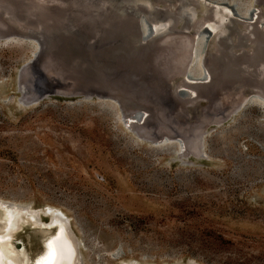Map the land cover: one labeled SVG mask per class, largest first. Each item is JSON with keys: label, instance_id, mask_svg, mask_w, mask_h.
<instances>
[{"label": "rangeland", "instance_id": "obj_1", "mask_svg": "<svg viewBox=\"0 0 264 264\" xmlns=\"http://www.w3.org/2000/svg\"><path fill=\"white\" fill-rule=\"evenodd\" d=\"M150 2L152 10L172 15L163 35H170L177 47L195 30V21L214 6L227 20L225 34L228 44L233 42L231 53L252 49L250 38L243 39L245 44L240 42L247 31L245 24L251 23L249 12L260 15L264 29L263 2ZM241 2L244 10L239 8ZM182 4L189 6L193 18L191 28L178 34L184 22L174 24L172 13ZM192 35L199 36L201 43L197 61L216 57L220 35H209L202 28ZM142 38H148L146 29ZM28 41L34 40L0 39V199L27 202L35 209L44 204L63 209L85 244L81 249L84 264L129 260L139 264L190 260L197 264H264V104L252 98L256 93L251 87L238 82L228 85L227 90L241 86L240 93L223 95L221 102L231 104L242 97V106L217 124L203 123L197 155L186 148L179 153L175 138L154 143L137 136L133 126L128 128L121 120L112 101L61 93L26 104L17 76L33 57ZM185 54L174 67L180 61L188 62L189 54ZM238 70L255 75L254 65H241ZM174 75L169 88L175 90L174 100L189 124L208 111V101L194 95L186 103L176 86L180 75ZM141 111L150 115L148 109ZM130 122L145 123L135 117ZM37 229L26 225L14 233L17 244L24 242L32 256L49 231Z\"/></svg>", "mask_w": 264, "mask_h": 264}, {"label": "water", "instance_id": "obj_2", "mask_svg": "<svg viewBox=\"0 0 264 264\" xmlns=\"http://www.w3.org/2000/svg\"><path fill=\"white\" fill-rule=\"evenodd\" d=\"M70 1L75 3L74 7L80 2ZM140 2L139 0H112V2L102 0L104 6L99 7V9L101 8L100 14H97L95 19H91L94 21L92 31L95 33V37L88 38L87 42L80 48H78L76 37L69 35L73 31L77 32L78 29L73 27L76 22L74 21L68 26L70 28L67 30L68 32L60 27L67 23L65 15L70 8L62 7L64 11H58L54 7H38L42 11H45L43 9H53V13L47 16L33 17L19 15L16 10L8 5L6 7L0 5V39L11 37L18 40L33 39L38 48L33 53V57L25 64L24 69L18 72V90L21 93L31 91L32 102H36L47 95H59L61 93H77L84 98L96 96L105 101H112L119 108L120 116L125 121V125L128 128L133 126L137 136L155 143H168L175 138L180 147L179 152H184V148L190 152L192 144L189 138L183 136L182 127L193 125L199 128L198 140L201 149L203 123L205 121L217 123L221 118H225L228 113L237 111L242 106L243 98L237 107L232 108L221 102L223 95H231V92L240 93L239 86L227 90L228 85L238 81L241 85L249 86L256 93L252 98H257L264 103V91L257 88L256 79L252 73L246 71L242 75L227 77L215 73L212 65L209 64L208 69L204 67L203 70V77L207 74L210 77V80L207 79L205 82L211 81L213 85L217 81L222 89V95H218L216 99L214 93L209 96L202 95L204 85L197 86L194 93L185 97L184 101L186 103L191 102L194 99V94L197 97L202 96L208 101V111L201 112L195 121L187 124L183 113L179 111L178 104L173 98L175 90L169 88L168 81L175 74L172 72L173 65L162 68L159 63L162 58L161 54L154 49L152 41L147 46L142 45L146 39H142L145 29L148 31L149 37L154 30L153 25L159 26L160 21L153 18V10L141 6L142 3ZM147 2L153 6L150 0ZM262 2L264 3V0H255V3ZM0 4H2L1 1ZM110 4L120 7L117 12L118 20H120L118 24L115 22L117 16L113 15L107 18L106 13H102ZM82 6L88 11L92 10V14L97 11H95V6ZM154 9L157 10L156 7ZM72 13L74 16L76 14L82 15L75 10L70 11V14ZM138 13H140L139 16ZM252 14L254 12H250V18ZM123 16H125L124 20ZM137 17H139L143 27L140 38L137 35V27H135ZM84 18L82 15L79 21H84ZM176 22H178L177 19H175L174 24ZM101 26L104 31L100 33ZM173 26L171 25L169 30L173 29ZM110 27L113 28L112 31L109 30ZM187 28L190 27L182 25L181 29L176 30V32L184 34ZM81 36L84 38L85 35L82 34ZM98 38L105 39V42L96 41ZM137 39H140L138 40L139 43ZM110 45L114 46L111 47ZM190 56L186 69L191 64ZM206 61H212V55ZM261 63L264 64V62ZM48 73H52L53 76L49 78ZM24 74L30 76L29 84H25ZM186 77H191V73L186 72ZM66 80L68 81L64 82ZM178 94L184 95L179 87ZM144 109L150 111L149 116H145L144 112L141 111ZM215 111L220 112L216 120L212 116ZM132 113L139 122L144 120L145 123L142 125H136L133 122L131 125L127 123L126 116ZM144 127L150 132V136L142 133L141 129ZM82 242L83 239L80 238V245L85 248V244ZM82 264H84L83 259Z\"/></svg>", "mask_w": 264, "mask_h": 264}, {"label": "bare ground", "instance_id": "obj_3", "mask_svg": "<svg viewBox=\"0 0 264 264\" xmlns=\"http://www.w3.org/2000/svg\"><path fill=\"white\" fill-rule=\"evenodd\" d=\"M0 1L2 3L0 4L1 6L6 7L8 5L12 9L16 10L19 13V15L22 16H33V17L40 15L47 16L48 14L53 13V9L51 10L43 9L45 11H42L38 7H45V8L54 7V9L58 11L59 10L64 11L62 10V7H67L68 9L70 8L68 10L69 12L65 15L66 17L65 19L67 20V23L62 24L60 27L64 29L66 32H68L67 30H70L68 26L74 23V21L76 22L75 25H73V27H76V29H78L77 32L75 33L73 31L71 32L72 34L70 33L69 35H73L76 37L77 44L79 45L78 48L83 46L84 43L87 42L88 38L95 37V33H93L92 31L93 29L92 23H94V21H91V19H95V16L97 14H100L101 12L100 11L101 8L99 9V7L104 6L102 0H76L77 2L79 1L80 2L75 7L73 6L75 5V3L71 2L70 0H0ZM139 1H141L140 3H142L140 4L141 6L145 7L146 9L152 10L151 4L148 3L147 0H139ZM231 1L237 2L238 0H231ZM110 2H112V0H110ZM253 2H255V0H253ZM82 5L95 6L96 7L95 11L96 10L97 11L94 14H92L91 12L92 10L88 11V9L85 7L83 8ZM114 5L115 4H110L109 6H107V9L102 13H106L107 18L108 16L110 17L113 15L117 16L115 22L118 24L120 20H118L117 12L119 11L118 9L120 7L117 5H115L116 6L115 7ZM238 5L241 10H244L245 5L242 2L239 3ZM80 6L82 8H78ZM74 10L84 15L85 17L84 21L82 22L79 21L82 15L76 14L74 16L73 13L70 14V11H74ZM190 10L191 9L187 4H182L172 13L174 16L173 19L183 21L184 22L183 25L191 28V21L193 16ZM139 14L140 13H138V16ZM152 16L154 19L160 21L159 22L160 24L159 26H157L153 23L154 30L152 34H150L149 37L146 38L144 42H142V45L147 46L152 41L153 43L152 46L154 47V49L157 52H159V54H161L162 58L159 61V63L162 65V68H165L167 65L175 66V62H177V60L186 58L185 51L186 53L189 54V56L191 55L190 56L191 64L189 68L186 69L188 65L187 59L184 62L180 61L178 66L172 67V72H174L177 75L178 74L180 75V79L178 78L179 81L176 86L181 88V90L183 91L184 93V95H182L183 99H186L185 97L191 96V94L194 93L195 88H197V86L199 85L200 86L204 85L202 87L203 88L202 95L209 96L212 95V93H214L216 99L218 95L221 94L222 89L219 86V83H217V81L213 85L211 81L205 82L207 79L210 80L208 74L203 78L199 77V75L203 73L202 70H204V67L207 68L209 64L212 65V69L215 73L226 75L227 77H231L233 75H242L243 70H238L240 69L241 65H245V64L254 65L253 73L255 75L253 76L256 79L255 85L257 86V88L264 91V64L261 63L264 62V29H263V24H261L262 18L260 17L259 14L256 13L252 14V17L250 18L251 23L245 24L247 30L244 33L245 37L242 38L241 35L242 38L241 41L237 40L236 38L238 43L240 42L242 43L244 41L243 39L245 38L248 39L250 38L251 41L253 42L251 51L246 52L244 50L245 52L243 51L235 54L230 52L232 47L229 48V45L232 44L233 42L231 41L228 44V39L225 34L227 29V25H226L227 20L226 18L223 17L222 12L215 6L208 8L205 11V13L202 14V17L195 21L197 25L195 30H192L189 35H185V39L183 40L184 44L179 47L175 46L174 43L170 40L172 38L170 37V35L169 36L163 35L164 31L167 32L166 30L170 25V21H171L170 17L172 15L171 16L167 14L163 15L160 11L153 10ZM124 18L125 16H123V20ZM162 22H164V24L161 25ZM231 24H233V22ZM135 27H137V35L140 38V33L143 31V27L141 25V21L139 17H137V23H135ZM201 28L204 29L209 34L221 36V40L218 41L219 44L217 43L218 44V47L216 48L217 52H215L217 53V55H215L216 57L212 58V61L210 62L205 60L200 61L201 59L197 61L199 55L201 54L200 53L201 43L199 41V36L197 37L192 34L197 33L198 30H200ZM112 29H113L112 27L109 28L110 31H112ZM99 31L100 33L104 31L102 26ZM82 34L85 35L84 38H82L81 36ZM177 37H174L175 39L174 38L173 39L176 40ZM138 40L140 39H137V41ZM96 41L105 42V39L98 38V40L96 39ZM28 43L32 48L33 53L36 52L38 49L36 42L28 41ZM243 43L245 44V41ZM110 46L112 47L114 45H110ZM238 48L241 49V47ZM26 63L23 64L20 70L24 69ZM186 72L194 74L195 77L187 78ZM27 74H24L25 84L30 83V76ZM30 93L31 91L21 93L22 95L21 98L24 99L25 103L32 102L31 99L32 93L31 94ZM241 99L242 97L239 98V100L237 99L235 103L229 104L230 103L229 102L228 103L229 108L237 107ZM221 113H222V109H221ZM219 115L220 112L215 111L212 114V116L214 117L213 119L216 120V118ZM133 117L134 115L131 116L128 114L125 119L126 122L131 125L132 122L130 121H132ZM181 130L183 131V136L191 140L190 141L192 143L190 146L191 152L196 153L197 155V153L200 150V143L198 140L199 128L193 125L192 126L187 125V127L186 126L182 127ZM141 131H143L142 133H145L146 136H150V132L147 129H145V127L142 128ZM42 214L47 216L46 220L41 218ZM26 225H28L31 228H38V229L41 228V229L49 230L48 232L46 231L44 233V236L41 238V248L39 252H37L34 256H32L29 253L30 251L28 252L29 249L28 250L26 249L24 242H21L22 244L18 245L19 244V243L17 244L18 239L16 240V238L14 237V233L20 227ZM27 237L28 238L30 237L29 234L27 235ZM80 238L81 236L76 234L74 231L70 217L65 213L63 209H61L58 206L51 204H44V206L41 209H35L31 206L30 203L27 202H14V201L8 202L0 199V264H82V259L84 258L81 251L83 245H80ZM123 264H139V263H137L134 260H129L127 262H124ZM144 264H153V263H144ZM171 264H184V263L174 262ZM185 264H197V263L190 260Z\"/></svg>", "mask_w": 264, "mask_h": 264}]
</instances>
